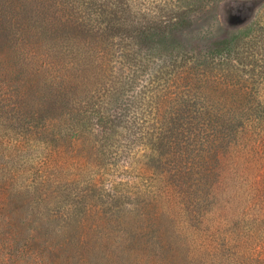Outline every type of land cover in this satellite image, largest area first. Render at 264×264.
<instances>
[{"label":"trees","instance_id":"obj_1","mask_svg":"<svg viewBox=\"0 0 264 264\" xmlns=\"http://www.w3.org/2000/svg\"><path fill=\"white\" fill-rule=\"evenodd\" d=\"M51 1L42 10L0 0V247H19L32 264L45 249L54 257L44 261L57 264L59 255L88 256L97 245L92 217L78 214L72 198L91 166L76 150L79 126L89 124L95 145L109 141L108 163L131 167L146 181L133 182L143 189L128 205L143 202L154 218L159 201L183 198L184 187L196 205L184 210L217 224L212 233H240L251 213L254 229L237 264H264V106L247 104L257 98L249 82L237 88L220 71L207 76L210 64L229 66L254 26L195 51L178 34L190 28L196 0H150L143 8L135 0H57L60 9ZM5 40L20 56L17 65L6 63ZM154 59L170 66L171 81L144 75ZM112 62L123 64L125 77H114ZM44 95L55 112L45 124ZM65 199L72 202L61 207ZM119 241L125 246L127 238ZM206 248L200 264H215Z\"/></svg>","mask_w":264,"mask_h":264},{"label":"rangeland","instance_id":"obj_2","mask_svg":"<svg viewBox=\"0 0 264 264\" xmlns=\"http://www.w3.org/2000/svg\"><path fill=\"white\" fill-rule=\"evenodd\" d=\"M25 1L29 2L31 7L37 3L44 10V0ZM52 1L55 4L54 7L61 8L57 0ZM135 1L143 8L148 6L147 1L150 0ZM196 3H200V6L199 10L191 16L190 28L178 34L179 39L187 47H193L195 51L203 50L218 37L236 33L249 25L254 26L248 37L238 40L230 54L231 59L226 60V62L230 61L229 66L226 67L223 64L214 67L210 64L207 68V76L213 77L220 71L237 88L244 85V82H249L248 87L257 98L256 101H249L247 104L264 106V0H196ZM70 5H73L75 9L77 1L70 2ZM12 43L5 40L1 47L6 50V63L17 65L20 56H17L15 50L10 48ZM111 64L117 70V72L113 70L116 79L125 77L127 71L120 68L123 64L118 65L115 62ZM162 67H164L163 62L154 59V62H150L149 68L145 69L144 75L146 72L155 73L152 79L154 81L156 79L157 84L171 81L170 66ZM92 77H97L99 81L101 74L96 72ZM112 80L115 79L112 78ZM92 85L93 82L84 83L83 87H92ZM58 112L59 110H56L57 114ZM50 113L55 114L54 111L48 110L44 95V124L48 122ZM79 129L82 130L83 135L79 138L81 141L76 146V150L86 155L91 166L89 168L86 166L85 169L88 170L82 171L83 176L76 180L74 186L72 184L73 191L77 193L72 198L79 208L78 214L92 217L94 222L91 225L92 231L89 232L92 240L98 242L88 256L75 250H71L66 259L58 254L57 264H200L205 255L199 251L206 248L205 245L210 242L212 246L217 247L215 250L206 248L210 252V257L215 256V264H237L241 261L242 241L249 239L247 237H250L254 229L251 213L244 216L243 224L239 227L240 233L226 232L222 228L220 233L218 231L212 233L217 230V224H212L208 220L197 221L187 210H184L186 206L194 208L196 205L192 201V198H195L194 192L183 187V198L178 196L169 203L159 201L155 206L156 210H153L157 215L151 218V213H147L151 207H146L143 202L138 207L126 203L132 199L133 193L138 194L137 190L143 189L133 184L142 180L138 178V173L131 167L117 168L121 163L117 165L108 163L107 155L111 152L108 146L109 141L105 142L107 145H95L91 125L79 126ZM63 144L66 145L67 141ZM95 163H99L100 166L95 167ZM63 176L61 173L56 178L62 180ZM91 183L96 184L91 187ZM115 194L118 195L117 198ZM51 198V202H56L53 197ZM63 201L64 204L61 207L65 203L72 202L66 199ZM131 235L134 236L133 240L128 238ZM125 238L127 242H124L126 244L124 246L119 243V240ZM106 245L109 247H105ZM193 247L197 250H192ZM190 254L192 257H189ZM31 255L33 257L34 253ZM48 255L51 258L54 257V254L46 252L45 249L42 250L40 253L42 263L39 261L38 264H47L44 258ZM172 255L173 258H170ZM0 264L32 263L27 252H21L19 247L12 246L0 247Z\"/></svg>","mask_w":264,"mask_h":264}]
</instances>
